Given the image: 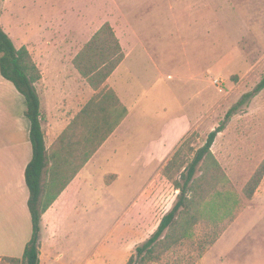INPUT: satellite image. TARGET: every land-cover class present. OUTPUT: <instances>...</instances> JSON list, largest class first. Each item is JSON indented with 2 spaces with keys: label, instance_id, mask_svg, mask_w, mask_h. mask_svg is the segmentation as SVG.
<instances>
[{
  "label": "rangeland",
  "instance_id": "1",
  "mask_svg": "<svg viewBox=\"0 0 264 264\" xmlns=\"http://www.w3.org/2000/svg\"><path fill=\"white\" fill-rule=\"evenodd\" d=\"M0 22L18 47L26 45L33 53L57 50L67 61L109 22L131 54L109 84L135 91L127 97L134 114L108 145V160L100 167L90 166L94 201L89 202L88 213L68 218L67 230L72 233L60 243H67L73 253L94 245L96 258H103L99 252L114 243L122 229L135 226L140 209L144 229L135 243L144 242L177 201L180 190L166 176L165 166L179 142L195 131L198 137L191 145L196 150L224 122L212 152L229 182L217 189L238 194L243 203L237 217L225 222L220 237L226 233L227 241L219 245L224 247L220 252L235 240L239 245L234 254L245 253L242 248L247 244L253 248L252 256L243 258L245 264H264V178L252 200L244 193L264 159V89L226 117L264 76V0H0ZM179 109L192 116L190 128L181 130L176 123L175 134L167 138L171 146L164 150L163 141L156 144L158 153L152 156L145 146L161 119L151 120ZM141 144V153L135 154ZM213 163L209 159L199 166L195 177ZM116 173L119 180L109 187ZM176 179L184 181L180 174ZM140 185L146 196L141 207L131 201ZM126 208L128 218L121 223ZM178 222H186V210ZM213 228V221L205 219L191 235L179 232V241L151 264L200 263L212 245ZM122 234L125 244L128 235ZM115 250L111 257L119 254ZM0 264L13 263L0 259Z\"/></svg>",
  "mask_w": 264,
  "mask_h": 264
},
{
  "label": "trees",
  "instance_id": "2",
  "mask_svg": "<svg viewBox=\"0 0 264 264\" xmlns=\"http://www.w3.org/2000/svg\"><path fill=\"white\" fill-rule=\"evenodd\" d=\"M125 56L120 39L109 22L104 23L75 55L74 66L96 92L48 149L38 88L42 79L41 69L28 47H18L0 22V72L26 98L25 113L31 121L33 146V158L25 173L30 191L28 206L32 216V236L21 257L6 256L3 259L13 264H40L43 215L128 115V107L107 84ZM263 89L264 76L252 92L246 93L227 112L226 117H231L237 108ZM223 127L224 122L210 131L205 143L196 150L191 145L192 140L198 137L195 131L188 132L181 139L165 166L166 176L174 180L175 187L180 190L177 201L162 217L157 229L136 246L126 264L158 262L161 254L179 241V232L181 236L191 235L196 225L205 219L214 223L210 240V244H214L225 229L226 220L232 222L237 217L243 199L238 194L217 189L220 183L229 182L212 152V145ZM188 150L194 154L193 157H189ZM209 159L213 160L214 166L206 169L204 175L195 177L199 166ZM177 174L183 183L176 179ZM263 178L264 159L245 186L246 200H252ZM183 210H186V222L180 224L178 220Z\"/></svg>",
  "mask_w": 264,
  "mask_h": 264
},
{
  "label": "crops",
  "instance_id": "3",
  "mask_svg": "<svg viewBox=\"0 0 264 264\" xmlns=\"http://www.w3.org/2000/svg\"><path fill=\"white\" fill-rule=\"evenodd\" d=\"M117 36L126 56L110 76L107 84H109L111 77L125 66L131 55L128 52L127 42L125 43L118 34ZM31 54L42 72V79L38 88L41 97V110L45 117L43 122L45 141L49 149L96 91L74 66L73 59L75 56L67 61L63 59L65 55L57 50H43L39 53L31 52ZM110 87L117 92L121 101L128 107V115L86 165L70 180L52 206L43 215L40 236V264H113V261L115 264H126L136 246L140 244L135 242L139 237V231L144 229L142 213L140 214L142 209L137 213L135 226L132 228L125 227V230L122 229L119 238L114 243L106 245L104 250L99 252L103 255V258H96L94 245L85 252L78 253V250H75L73 253L71 247H66L67 243H60V238L69 236L72 233V231L67 230L68 218L73 213L80 211L88 213V204L94 201L93 190L90 191V187L93 185L92 182L94 183L92 180L94 171L90 166L97 164L100 167L108 160V145L134 114L129 108L127 100V97L133 94L134 90L125 89L123 91L111 85ZM138 94L135 93V96H138ZM26 109L27 102L24 95L18 91L12 81L6 79L0 72V259L6 256L21 257L33 232L32 216L28 206L30 191L25 174L27 165L33 158V146L31 121L25 113ZM162 110L159 114L162 113ZM163 114V117H153L151 120L161 119L160 126L154 129L155 133L152 137L147 138L145 146L146 152L152 156L158 153L155 150L156 144L163 141L164 150L171 146L169 145L170 139L167 138L170 137V134H175L173 126L176 123H179L181 130L185 131L186 128H190L192 122V116L184 109H179L174 113H170L168 110ZM134 116L137 117V114ZM138 122H140L139 119ZM141 148L142 144L134 150L135 154L137 151L141 153ZM155 161L153 159L151 162ZM116 175L115 180L112 183L109 182V187L118 182L119 174L116 173ZM144 194L145 191L140 185L139 191L131 201H135L136 204H139L137 206L141 207L140 202L146 198ZM123 212L124 214L119 218L121 223L127 220V214L129 213L127 208ZM154 231V229L151 230V232ZM122 233L128 235L127 238L125 237V244L121 241L124 239ZM225 234L209 247L198 264H207L210 259H213L211 264H245L243 258L252 256V246L249 247L247 244L246 248H242L246 250L245 253L238 252L234 254L235 247L239 245L234 240L231 243L230 241L224 243L230 244L226 246L225 251L220 252V249L224 247L220 248L219 245L224 240L227 241ZM233 239L231 238V240ZM115 249L120 250L119 254L111 257ZM216 252L219 254L217 255Z\"/></svg>",
  "mask_w": 264,
  "mask_h": 264
}]
</instances>
